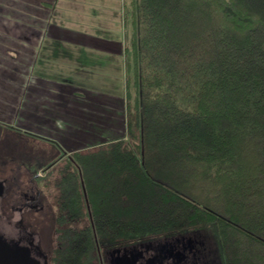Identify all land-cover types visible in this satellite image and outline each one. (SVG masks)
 Masks as SVG:
<instances>
[{
  "label": "trees",
  "instance_id": "16d2710c",
  "mask_svg": "<svg viewBox=\"0 0 264 264\" xmlns=\"http://www.w3.org/2000/svg\"><path fill=\"white\" fill-rule=\"evenodd\" d=\"M123 26L135 123L71 158L74 237L194 236L209 264H264V0H124Z\"/></svg>",
  "mask_w": 264,
  "mask_h": 264
},
{
  "label": "crops",
  "instance_id": "0c3cea01",
  "mask_svg": "<svg viewBox=\"0 0 264 264\" xmlns=\"http://www.w3.org/2000/svg\"><path fill=\"white\" fill-rule=\"evenodd\" d=\"M123 4L124 0H36L37 8L50 13L28 81L32 103L25 119L33 126L42 120L63 122L54 127L55 134L76 135L79 140L115 137L120 125L125 128Z\"/></svg>",
  "mask_w": 264,
  "mask_h": 264
},
{
  "label": "rangeland",
  "instance_id": "374dc122",
  "mask_svg": "<svg viewBox=\"0 0 264 264\" xmlns=\"http://www.w3.org/2000/svg\"><path fill=\"white\" fill-rule=\"evenodd\" d=\"M49 13L46 9L37 8L36 0H0V160L8 159L6 163H10L9 159H14V165L8 167V173L11 172V169L18 172L16 183L20 185L25 184L26 180L36 172L41 175V178H46L49 188L45 192L46 203L55 212L54 198L58 197L61 204L62 201L66 202L65 197L73 199L75 195L73 181L71 179L63 180L65 175H75L76 178L72 180L78 188V194L81 190V172L76 168L71 158L78 153L83 154L97 150L102 144L111 143L117 139L124 138L125 141H128L130 135L127 134V126L135 123V113L133 109L127 110L126 91H124L127 113V115L123 114V117L126 116L125 128L121 129L120 125V131H117L115 137L98 138L97 146L87 143L86 138L79 140L80 136H77L78 139L76 135L68 137L64 133H58L57 136V131L54 129L63 126V122L46 124L41 119L39 124L33 126L31 121L25 119L30 109L29 104L32 103L28 99L30 70L37 65L38 47L41 44L38 42V37H40L42 25L49 17ZM33 21H36L34 26L31 25ZM13 83L14 85H12ZM13 94L17 96L16 101H13ZM12 127L16 128L19 134L10 130ZM29 129L34 132H30ZM37 132L45 137H37ZM132 137L133 141L130 142L138 144L139 133L135 128H133ZM56 143L65 146L63 148ZM129 147L131 146L129 145ZM30 171L34 173L31 174ZM60 180L66 183V186L62 183L65 189L59 190V187L55 188V185L51 188L50 185L54 182L60 184ZM86 223V219L82 220L81 224L72 226L73 230L82 231L81 227L83 228Z\"/></svg>",
  "mask_w": 264,
  "mask_h": 264
},
{
  "label": "flooded vegetation",
  "instance_id": "af4514ba",
  "mask_svg": "<svg viewBox=\"0 0 264 264\" xmlns=\"http://www.w3.org/2000/svg\"><path fill=\"white\" fill-rule=\"evenodd\" d=\"M7 160H0V264H209L205 244L194 236L99 242L92 228L94 242L85 243L82 232L74 237L72 226L82 223L79 215L63 211L58 197L55 212L46 203V178L36 172L20 185L19 173L13 169L8 173L14 159ZM62 183L50 186L60 190Z\"/></svg>",
  "mask_w": 264,
  "mask_h": 264
},
{
  "label": "water",
  "instance_id": "95a60500",
  "mask_svg": "<svg viewBox=\"0 0 264 264\" xmlns=\"http://www.w3.org/2000/svg\"><path fill=\"white\" fill-rule=\"evenodd\" d=\"M187 242L191 243V242H192V239H190V238H189V239H187Z\"/></svg>",
  "mask_w": 264,
  "mask_h": 264
}]
</instances>
